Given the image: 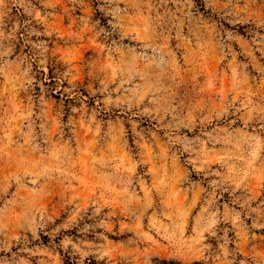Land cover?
Instances as JSON below:
<instances>
[{"label": "rangeland", "instance_id": "obj_1", "mask_svg": "<svg viewBox=\"0 0 264 264\" xmlns=\"http://www.w3.org/2000/svg\"><path fill=\"white\" fill-rule=\"evenodd\" d=\"M0 264H264V0H0Z\"/></svg>", "mask_w": 264, "mask_h": 264}]
</instances>
